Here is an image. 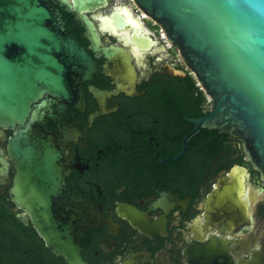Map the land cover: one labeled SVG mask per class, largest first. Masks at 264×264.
I'll return each mask as SVG.
<instances>
[{"label":"flooded vegetation","instance_id":"obj_1","mask_svg":"<svg viewBox=\"0 0 264 264\" xmlns=\"http://www.w3.org/2000/svg\"><path fill=\"white\" fill-rule=\"evenodd\" d=\"M51 4L96 64L82 84L83 105L51 97L39 112L64 148L63 192L80 229L83 259L264 264V180L247 161L240 138L202 129L175 159L194 129L188 119L207 115L210 104L207 97L202 102L204 92L178 51L159 39V27L150 30L144 24L150 20L131 0H108L87 13L100 37L94 51L82 23L66 7ZM118 6L128 7L139 24ZM115 11L128 20L126 27L116 26ZM142 36L151 41L146 45ZM172 68L184 76L173 75ZM11 136L0 128V199L18 215L23 211L10 197L16 175ZM235 168L238 173L230 175Z\"/></svg>","mask_w":264,"mask_h":264},{"label":"water","instance_id":"obj_2","mask_svg":"<svg viewBox=\"0 0 264 264\" xmlns=\"http://www.w3.org/2000/svg\"><path fill=\"white\" fill-rule=\"evenodd\" d=\"M51 1L82 23L92 50L100 44L87 13L108 0H0V128L12 131L8 151L16 175L10 197L23 211L17 217L30 223L66 264H88L63 192L64 148L39 112L51 97L83 105L82 84L92 78L96 64L65 31ZM131 1L164 32L211 101L207 115L188 119L194 129L184 137L175 159L202 129L219 130L240 138L247 161L264 180V0ZM112 18L116 26H127L121 12L115 11ZM141 38L146 45L151 41ZM172 74L184 76L174 68Z\"/></svg>","mask_w":264,"mask_h":264},{"label":"trees","instance_id":"obj_3","mask_svg":"<svg viewBox=\"0 0 264 264\" xmlns=\"http://www.w3.org/2000/svg\"><path fill=\"white\" fill-rule=\"evenodd\" d=\"M206 96L203 93L202 102ZM206 131H202V134ZM0 264H66L45 246L32 225L24 224L0 199Z\"/></svg>","mask_w":264,"mask_h":264},{"label":"built area","instance_id":"obj_4","mask_svg":"<svg viewBox=\"0 0 264 264\" xmlns=\"http://www.w3.org/2000/svg\"><path fill=\"white\" fill-rule=\"evenodd\" d=\"M143 16V14H142ZM144 18L148 19L147 16H145ZM153 23V22H152ZM153 25H155V23H153ZM158 35H159V39L161 40V42L163 43V45L169 49L172 48V45L168 42L164 32L159 28L158 30ZM210 104V99H207V106Z\"/></svg>","mask_w":264,"mask_h":264},{"label":"bare ground","instance_id":"obj_5","mask_svg":"<svg viewBox=\"0 0 264 264\" xmlns=\"http://www.w3.org/2000/svg\"><path fill=\"white\" fill-rule=\"evenodd\" d=\"M117 9H121L122 12L126 14L127 18L131 21V24H133L134 26L136 24H139V22L137 20H135V18L132 16V13H131V11L129 10L128 7H125V6L124 7L123 6L120 7V6H118ZM143 15L146 16L145 14H143Z\"/></svg>","mask_w":264,"mask_h":264},{"label":"rangeland","instance_id":"obj_6","mask_svg":"<svg viewBox=\"0 0 264 264\" xmlns=\"http://www.w3.org/2000/svg\"><path fill=\"white\" fill-rule=\"evenodd\" d=\"M118 1H119V0H113V2H118ZM144 24H145L150 30H157V29H158V26L151 24L150 21H146V22H144ZM156 33H158V32L156 31Z\"/></svg>","mask_w":264,"mask_h":264}]
</instances>
